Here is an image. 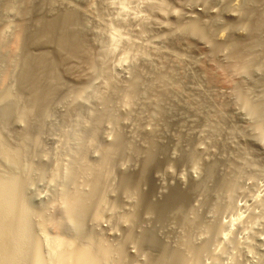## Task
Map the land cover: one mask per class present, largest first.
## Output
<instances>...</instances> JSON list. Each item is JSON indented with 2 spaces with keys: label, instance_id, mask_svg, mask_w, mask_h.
<instances>
[{
  "label": "bare ground",
  "instance_id": "1",
  "mask_svg": "<svg viewBox=\"0 0 264 264\" xmlns=\"http://www.w3.org/2000/svg\"><path fill=\"white\" fill-rule=\"evenodd\" d=\"M76 1L78 6L62 0H0V21L5 12H13L18 21L11 40L3 44L0 39V162L5 166L3 172L2 168L0 170V264H123L122 246L113 248L86 229L89 218L100 220L108 177L112 167L117 168L121 161L141 165H134L138 168L131 167L127 172L119 166V197L135 200L138 213L142 209L146 216L157 214L164 225L167 216L169 218L174 210L182 213L192 193L203 190L213 195L216 200L213 202L215 205L211 206L213 209L210 208L213 214L223 206L221 200L229 198L238 188V178L236 181L233 174L228 175L225 171L222 174L217 170L218 176L216 164L208 165L203 181L194 182L189 190L173 188L159 202L153 198L156 184L153 186L150 182L156 181L159 172L154 169L164 161L161 157L168 151L163 143L160 144L162 140H158L161 128L167 130L172 120L176 125L177 118V125L181 128L186 122L183 121L184 117L191 114L200 117L201 126L208 128L210 134L205 132L214 139L222 136L220 124L229 119L228 103L231 97L242 94L248 99L247 95H243L245 77H241H250L251 71L264 66V0H241L239 7L232 5L231 0H222L221 11L215 8V0H183L189 7L187 10L196 15L188 17L174 13L171 17L177 21L178 37L186 45H194L192 47H195L200 59L193 57L191 63L186 65L176 57L149 61L147 58L142 65L146 68L142 70L136 67L131 78L120 85L110 79L106 51L99 45L100 36L89 24L90 6L85 0ZM222 14L227 20L223 19ZM172 44H176V37H173ZM225 52L229 53L223 55ZM221 55L223 59H220ZM195 83L200 86H196V90L191 88L196 95L184 93ZM196 96L202 100L195 101L200 99H194ZM117 99L120 103L122 101L125 108L119 107ZM261 102L263 105L257 108V112L264 116V98ZM57 111L62 122L69 125L72 131V142L68 147L72 161L67 172L62 174L63 186L60 191L65 208L58 218L47 219L41 214L43 219L40 216L38 226L32 223L31 216L35 212L26 189L32 182L31 175L42 178L45 170L29 165L27 159L33 154L31 147L38 143L33 137L34 132L42 131L47 118ZM129 119L134 123L131 136L121 129ZM105 122H110L114 128L113 139L110 146L101 151L99 163L90 165L86 161L89 151L84 136L92 139L103 137L101 130ZM16 123L23 125V133L20 134L22 143L11 148L7 130ZM136 138L140 140L139 144ZM182 138L183 135H180L179 140ZM263 141L264 130L253 141L264 158ZM189 143L193 145L192 141ZM196 145L192 146L191 151L186 150L190 153L183 157L184 162L191 161L192 164L188 163L191 166L195 163L198 165V154H202ZM165 170L168 171L167 168ZM243 170L241 168L240 171ZM238 175L241 177L242 174ZM211 182L214 183L212 188L208 185ZM147 183L152 185L153 188L148 184L153 191L149 189L151 192L144 194L140 192L143 189L142 186L140 190V186ZM83 185L86 190L82 189ZM116 206L114 204L113 209ZM259 209L261 217H264V201ZM136 213L126 219L134 223L139 215ZM176 213L174 211V215ZM187 216H180L182 225L194 227L197 216L195 219ZM35 225L43 232L50 227L56 234L69 230L73 237L67 240L55 237L53 241L45 236L42 240L36 235ZM151 231L142 230L136 239L139 245L147 243L159 247L158 257L147 264H184L180 248L177 251L160 243L155 230ZM205 232L212 239V231ZM130 239L132 237L128 236L126 240ZM44 241H50L47 255L43 252ZM195 246H191L197 248H193L192 257L197 259L199 255L202 256V251L204 255L207 247L205 244L206 249L204 247L202 250L203 247ZM198 249L202 250L201 253Z\"/></svg>",
  "mask_w": 264,
  "mask_h": 264
},
{
  "label": "rangeland",
  "instance_id": "2",
  "mask_svg": "<svg viewBox=\"0 0 264 264\" xmlns=\"http://www.w3.org/2000/svg\"><path fill=\"white\" fill-rule=\"evenodd\" d=\"M8 1L17 2L18 0ZM62 1L71 5L76 4L75 6L79 5L76 0ZM211 1L213 2V0ZM85 2L91 8L88 16L89 24L93 28V31L100 36L99 45L107 54L110 79L119 85L121 83L124 84V82L126 83L131 78L133 70L136 67L142 70L146 68L142 67V65L149 61V59L156 60L165 57V59L170 60V57H176L186 65H189L192 59L198 58L197 52L194 49L195 47H192L194 45L188 44L190 45L189 47L182 38L178 37L179 35L176 31V27L178 26L177 21L171 17L174 13L175 15H185L188 17L189 15H196L187 10L189 7L183 0H85ZM220 2L222 0H215L214 2L216 6L217 4L219 5L215 6L217 11L222 5ZM230 3L239 7L241 0H231ZM223 19L227 20L225 16H223ZM17 22V18L13 12L3 13L2 20L0 21V39L3 44L11 40L10 38ZM173 37H176V44L174 46L172 44ZM227 53L229 52H225L223 55H227ZM223 55L220 56V59ZM199 57L202 56L200 55ZM192 66H194L193 61ZM253 71H251L250 77L244 75L241 77H245L243 79L245 81L243 85V90L245 89L243 92L245 94L242 93L243 95H247L246 98L248 99H245V96H242V94L231 97L230 103H228L229 119L220 124L219 132H222L219 134L222 136L219 135L220 137L214 138L216 140L209 136L208 128L201 126L203 123L200 117L191 114H187V120L184 117L183 121L186 122L183 123L186 125L183 124L181 128L177 125L179 118L175 117L174 120L178 119L177 121L175 120L176 125L172 120L173 126L170 124V129H160L162 133L158 134V140H162L160 144L163 143L162 145L166 148L165 150L168 148V151L166 155L161 157V160L164 161L158 165L157 169H154V171L158 170L157 172L159 173L156 175V181L154 183L150 182V184L153 186L156 184V186L153 188L152 185L147 183L146 188V185L142 184L140 190L143 189L139 190L146 194L151 192L149 189L152 190L153 188L155 190L154 195L156 192V195L153 196L154 201H162L173 188H180V190L188 188L189 190L194 182L203 181L208 165L216 164L217 173L219 171L223 174L225 171L228 175L233 174L232 176L236 181L237 178L239 181L237 190L229 198L221 200L223 201V206L221 205L218 212L213 211L212 214L210 210V208L213 209L211 206L215 205L213 203L216 201L215 197L206 191L207 194L203 190H198V192L196 191V193L191 194L193 196L186 203L184 212L182 211L184 215L180 211L178 213V210H174L175 213L177 212V215H182V217L189 214L190 219H195V216H197V226L195 223L194 227L193 225L191 227L186 224L182 225L180 216L178 217L179 219L176 218L177 215H174V211L171 213L172 215L169 214V218L167 216V221H165L164 225V223H160L157 214H148L149 216H146L143 214L144 211L142 209L138 213L135 207V200L128 198L121 199L118 195L117 187L121 177L119 166H122L121 170L127 172L131 167L138 168L141 164H128L125 161H121L117 168L115 166L112 167L106 183L105 204L100 208V220L96 221L93 218H89L86 223V229L87 232L92 231L95 236L99 239L101 238V240L107 242L113 248H121L122 246L124 255L123 264H147L149 260L152 261L158 257L159 247L149 246L147 243L146 245L145 243L139 245L136 242L137 236L142 230L151 231V229L155 230L154 233H156L160 243L167 244L169 248L177 251L180 248L179 251H181L182 257L185 260H183L184 264H264V217H261L262 213L259 211V205L264 201V158L260 154L259 147L253 142L260 137L261 131L264 130V116H261L257 112V108L260 109L263 105L261 100L264 98V66L260 70ZM251 74L253 75L251 76ZM194 85L192 87L189 86L190 91L186 89L184 93H191V96L192 94L196 95L193 90L200 86H197L196 83ZM191 88L194 89L192 90ZM183 96L184 98L186 97L185 94ZM196 97L194 99H200L195 101L199 102L202 100L200 96ZM246 100L248 102H245ZM116 102L120 108H125L122 106V101L120 103V100L117 99ZM195 117H197L196 121ZM193 118L194 120H192ZM133 124V121L130 119L128 122H124L121 128L122 132L127 136H131L134 130ZM179 129H181V133L184 132L185 134H181ZM113 132L114 128L111 123L105 122L101 130L103 137L92 139L90 136H84V141L88 145L89 151L86 159L88 164L97 165L99 163L101 151L110 146ZM21 133H23V125L21 123H16L12 128L7 130L11 148H16L22 143ZM179 134L183 135L182 139L185 141L179 140ZM71 136V127L62 122L58 111L53 112L47 118L42 131H36L33 134L38 143L31 147L33 154L30 156V159H27V163L31 164L34 168L43 167L45 170L42 178L31 175L32 182L29 188L26 189L28 190L26 192L27 196L31 197V208L35 212L31 216L32 223L34 224H40L38 222V220H41L40 216L42 219L43 215L47 219L58 218L63 213L65 203L60 191L63 186L62 174H65L71 166L72 157L68 150L72 142ZM217 139L219 140L217 141ZM135 141H138V144L140 143L138 138ZM191 141L193 145L190 146L191 143L189 142ZM195 145L201 150L202 154H198L200 155V157H197L199 163L196 161L198 165L195 163L193 164L195 166L192 167L193 165H189L191 161L189 163L186 160L185 163L183 159L186 158L185 155L187 156V153H190L186 150L191 151L192 146L194 147ZM172 147L174 150L171 149ZM168 153L169 155H167ZM134 165L139 166L136 167ZM246 165H251L252 167L248 168L247 166L246 169ZM4 167L0 162V170L2 168V172L5 170ZM166 168L168 171L165 170ZM241 168L242 170L244 168L245 171L241 172ZM234 169H237V171L234 172ZM216 172L215 176L217 177ZM237 172L243 176L239 177ZM241 178L244 179L242 180ZM213 184L211 182L208 185L212 188ZM82 189L86 190V187L83 185ZM114 204H117L115 209H113ZM134 213L138 217L134 223H131L126 218ZM191 213H195L196 215H191ZM170 215H174L175 217H171ZM207 225L209 226L205 229ZM38 226L35 229L36 235L40 238L42 237V240L45 236L47 239L52 240L55 237H60L63 240L73 237V234L69 230H62L59 234H56L50 227L49 230H46L47 232H43ZM205 230H208L209 233L212 231V239L206 235ZM128 236L132 237L129 241L126 240ZM45 242H43V252L46 254H43L47 255L49 254L50 246L48 247V245L50 241ZM81 243L82 245L85 244ZM205 244L207 249L204 246ZM195 245L199 246V248L203 247L202 250H204V247L206 249L204 250V255L203 251L201 250V253L200 249H198L202 256L200 257L197 254V259L194 258L195 256L192 257L194 253L192 251L197 248L193 247V250L191 246Z\"/></svg>",
  "mask_w": 264,
  "mask_h": 264
}]
</instances>
